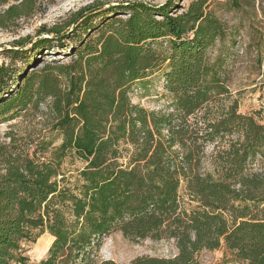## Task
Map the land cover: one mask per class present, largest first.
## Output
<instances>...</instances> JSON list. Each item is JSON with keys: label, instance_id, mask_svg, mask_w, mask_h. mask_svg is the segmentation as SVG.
Returning <instances> with one entry per match:
<instances>
[{"label": "trees", "instance_id": "trees-1", "mask_svg": "<svg viewBox=\"0 0 264 264\" xmlns=\"http://www.w3.org/2000/svg\"><path fill=\"white\" fill-rule=\"evenodd\" d=\"M178 1L107 9L97 2L62 26L13 43L11 54L28 64L19 76L0 67V123L51 99L52 129L63 141L43 161L38 151L48 144L33 154L13 134L0 144V264H29L23 243L45 232L52 236L46 248L53 243L39 264H92L89 250L113 230L133 241L176 242L174 258L141 257L130 264H199L200 252L223 247L237 263L264 264V170L246 172L264 146V126L238 114L235 103L211 119L199 115L229 94L220 64L206 56L226 30L208 10L209 0H194L180 13ZM5 6L3 29L32 17L41 3L0 0ZM91 33L100 34L93 39ZM166 39V52L153 49ZM61 53L70 61L39 60ZM32 55L38 63H30ZM166 65L175 111L132 104V85ZM235 133L238 138L216 155L214 172L201 173L206 144ZM69 158L84 163L70 186L63 173ZM182 182L197 203L191 211L181 201Z\"/></svg>", "mask_w": 264, "mask_h": 264}, {"label": "rangeland", "instance_id": "rangeland-1", "mask_svg": "<svg viewBox=\"0 0 264 264\" xmlns=\"http://www.w3.org/2000/svg\"><path fill=\"white\" fill-rule=\"evenodd\" d=\"M168 0H40V9L30 18H24L7 29L0 28V67L5 65L14 76H19L26 68L28 62L25 59L15 58L11 54L15 49L14 42L20 39L36 38L43 27L47 29L62 26L69 21L72 14L79 9L94 3L103 4L107 9L110 5H126L128 2H142L150 5L161 6ZM194 0H179V13L185 10ZM239 5H235V3ZM11 3H15L12 1ZM208 10L218 18L225 27L226 33L223 39H219L211 45L206 56L210 63L220 64L224 76V84L229 94L216 98L199 115H207L209 118L223 112L235 103L238 106V114L252 117L257 124L264 126V0H209ZM0 7V11L5 9ZM118 17L125 18L126 15ZM110 18L111 17L110 15ZM98 23L99 21H95ZM106 23V22H105ZM94 39L100 33H91ZM78 38L72 39L68 44H75ZM168 40H158L152 43L153 49L158 52H166ZM30 46L25 48V52ZM25 56V55H23ZM31 57V53L28 55ZM28 59L30 63L38 60L36 55ZM42 63L51 60L69 62L70 58L64 53L50 55L39 59ZM38 63V61H36ZM35 63V64H36ZM36 69V68H35ZM34 69L28 70L29 74ZM167 65L159 70L149 73L142 81L132 85L130 99L132 104L138 105L147 111L169 114L175 111L172 104L174 96L165 88V72ZM51 99L42 102L39 109H30L22 112L12 121L0 123V144L10 143L9 134H13L19 146L28 148L31 154L38 151V147L48 144L45 152L38 151L41 160H48L54 149L58 148L63 137L58 131L52 129L53 120L48 109ZM238 138V134L228 135L216 142L207 143L204 149V157L200 167L201 173L214 172L216 155L230 146V141ZM122 148L131 149L130 145H122ZM258 155L249 162L247 173L261 172L264 170V146L259 149ZM126 164V159L121 160ZM84 163L77 158H69L63 165L64 177L71 184L78 180L79 171ZM3 169L0 166V173ZM184 207L191 211L197 206L193 202L182 182L179 191ZM52 236L45 232L35 243H23L29 264H39L47 257L49 248H46L47 240ZM54 241V240H53ZM92 264H100L111 261L115 264H130L141 257L174 258L178 249L174 239L162 240L145 239L133 241L126 238L121 231L113 230L109 234L99 237L89 250ZM199 264H242L235 262L231 253L224 247L216 251H202L197 255Z\"/></svg>", "mask_w": 264, "mask_h": 264}]
</instances>
